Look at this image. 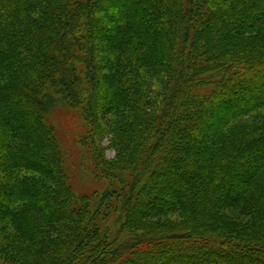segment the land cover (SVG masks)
<instances>
[{
    "label": "trees",
    "instance_id": "obj_1",
    "mask_svg": "<svg viewBox=\"0 0 264 264\" xmlns=\"http://www.w3.org/2000/svg\"><path fill=\"white\" fill-rule=\"evenodd\" d=\"M60 105L82 112L84 166L106 188L73 189ZM179 211L187 229L154 223ZM19 252L264 264V0H0V264Z\"/></svg>",
    "mask_w": 264,
    "mask_h": 264
},
{
    "label": "rangeland",
    "instance_id": "obj_2",
    "mask_svg": "<svg viewBox=\"0 0 264 264\" xmlns=\"http://www.w3.org/2000/svg\"><path fill=\"white\" fill-rule=\"evenodd\" d=\"M51 117V122L56 124V131L58 132V135L61 137V141L63 144H65L66 148V153L68 152V160H69V169L71 171V176H72V186L77 193L82 194L85 192H90L93 188L98 189L99 191L101 189H104L108 186V179L106 180V177H102L103 180L101 179H96L94 182L91 179V173L88 171L84 165H86V161L90 160L89 157L86 155L85 147L87 144L85 143L86 141H81V136L85 133L86 131V124L85 121L82 117V112L78 110H72L69 107L60 105V107L57 108V110H54L53 113L50 115ZM110 137V136H109ZM109 137H106L104 141L101 142L102 149L104 150L103 157L105 160L108 162H112L115 167H119L120 165L123 164V161L125 160V156L123 159H121L120 156H118V150L112 147L110 145ZM67 146L69 147L67 149ZM177 154V153H176ZM87 167V166H86ZM105 180V186L103 185ZM147 181H150V178L147 179ZM147 184V182H146ZM93 187V188H92ZM148 192H151L149 186H146ZM92 188V189H91ZM146 190V191H147ZM125 191V190H124ZM121 195H124V192L121 191H113L110 193V195H106V198H104V204H103V213H102V222L107 221V224L112 225V213H113V206H112V201H115L116 199H120ZM139 196V195H138ZM138 202V199H136ZM137 202L133 205L137 204ZM95 203H93L94 206ZM28 214H33L30 210L28 211ZM116 217V215H114ZM185 216L186 213L179 211L175 213H171L166 216L165 219L161 220H154V223H164L166 227H172L173 229H181V228H186L185 222ZM41 219L36 217L34 220V224H36L35 228V233L32 235L31 238H24V236L15 233L14 238H18L19 246L23 244V246H31L32 247V240H34V236H40L41 234L39 233L40 230L43 229V223L40 221ZM165 220V221H163ZM185 224V226H183ZM105 225V224H104ZM159 226H163L162 224ZM187 229V228H186ZM136 231V230H135ZM137 231L141 232L144 234L146 230H140L137 229ZM100 236H102V229L96 232V234H93L91 239L93 242H95L96 246V252H99V242L101 240ZM112 237V236H109ZM113 238V237H112ZM110 238V239H112ZM30 240V241H29ZM95 240V241H94ZM22 247V246H21ZM24 248V247H23ZM33 249V247H32ZM32 252V250L30 251ZM29 252V253H30ZM80 254L82 252H79ZM16 257H23L26 258L25 262L23 263L22 260H18L17 262L11 261L10 264H29L27 263V260L29 259L28 253L25 252H19Z\"/></svg>",
    "mask_w": 264,
    "mask_h": 264
}]
</instances>
